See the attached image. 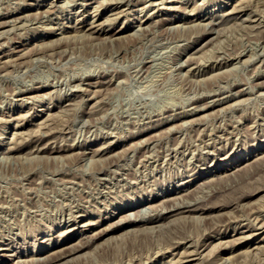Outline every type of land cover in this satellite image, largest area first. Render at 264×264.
I'll return each instance as SVG.
<instances>
[{
	"label": "rangeland",
	"instance_id": "rangeland-1",
	"mask_svg": "<svg viewBox=\"0 0 264 264\" xmlns=\"http://www.w3.org/2000/svg\"><path fill=\"white\" fill-rule=\"evenodd\" d=\"M58 1L0 0V264H263L264 0Z\"/></svg>",
	"mask_w": 264,
	"mask_h": 264
},
{
	"label": "bare ground",
	"instance_id": "bare-ground-1",
	"mask_svg": "<svg viewBox=\"0 0 264 264\" xmlns=\"http://www.w3.org/2000/svg\"><path fill=\"white\" fill-rule=\"evenodd\" d=\"M16 1V0H15ZM58 1V0H57ZM60 1V0H59ZM58 1V2H59ZM105 1V0H104ZM107 1V0H106ZM110 1V0H109ZM115 1V0H114ZM113 0H112V2H114ZM98 2V1H97ZM68 3V2H67ZM67 3H65V4H67ZM159 4V3H158ZM127 5V4H126ZM48 6H50V5H48ZM22 7V6H21ZM174 7V6H173ZM241 7V6H240ZM50 8V7H49ZM239 8V7H238ZM122 9V8H121ZM49 10V9H48ZM59 10V9H58ZM8 11V10H7ZM11 11V10H10ZM38 11V10H37ZM85 11V10H84ZM45 12V11H44ZM2 13V12H1ZM43 13V12H42ZM74 13V12H73ZM123 13V12H122ZM32 14V13H31ZM36 14V13H35ZM94 14V13H93ZM217 15V14H216ZM4 16V15H3ZM32 16V15H31ZM36 16V15H35ZM36 18V17H35ZM92 20V19H91ZM11 21V20H10ZM14 21V20H13ZM36 22V21H35ZM155 22V21H154ZM5 23V22H4ZM33 23V22H32ZM35 24V23H34ZM203 24V23H202ZM206 24V23H205ZM191 25V24H190ZM200 25V24H199ZM70 26V25H69ZM151 26V25H150ZM178 26V25H177ZM89 27V30H93V31H101L102 32V34H104V35H106V36H109V38H110V40L109 41H113V40H116V42L120 39V38H122L123 36V34H124V30L122 29V30H119V31H116V32H108V31H104V30H101L99 27H100V25H94V24H92V25H87V27H86V25H85V28H88ZM180 27V26H179ZM10 28V27H9ZM128 28V27H127ZM103 29V28H102ZM163 29H165V28H163ZM180 29V28H179ZM10 30V29H9ZM60 30V29H59ZM87 30V29H86ZM135 31V30H134ZM171 31V30H170ZM214 31V30H213ZM145 32V31H144ZM148 32V31H147ZM136 33V32H135ZM140 33V32H139ZM153 33V32H152ZM63 34V33H62ZM137 34V33H136ZM145 34V33H144ZM156 34V33H155ZM128 35V34H127ZM153 35V34H152ZM85 36V35H84ZM87 36V35H86ZM122 36V37H121ZM158 36V35H157ZM74 37V36H73ZM76 37V36H75ZM95 37H97V36H95ZM150 37V36H149ZM152 37V36H151ZM181 37V36H180ZM61 38V37H60ZM70 38V37H69ZM164 38V37H163ZM169 38V37H168ZM3 39V38H2ZM27 39V38H26ZM80 39V38H79ZM88 39V38H87ZM105 39V38H104ZM108 39V38H107ZM113 39V40H112ZM162 39V38H161ZM185 39V38H184ZM257 39V38H256ZM262 39V38H261ZM70 40V39H69ZM73 40V39H72ZM121 40V39H120ZM119 40V41H120ZM105 41V40H104ZM124 41V40H123ZM168 41V40H167ZM42 42V41H41ZM53 42V41H52ZM151 42V41H150ZM156 42V41H155ZM2 43V42H1ZM56 43V42H55ZM96 43V42H95ZM160 43V42H159ZM158 43V44H159ZM259 43V42H258ZM47 44V43H46ZM53 44V43H52ZM34 45V44H33ZM81 45V44H80ZM80 45H78V46H80ZM101 45V44H100ZM262 45V44H261ZM39 46V45H38ZM50 46H51V44H50ZM164 46V45H163ZM16 48V47H15ZM40 48V47H39ZM39 48H37V49H39ZM163 48V47H162ZM167 48V47H166ZM109 49V48H108ZM14 51V50H13ZM48 51V50H47ZM69 52V51H68ZM97 52V51H96ZM49 53V52H48ZM86 53V52H85ZM109 53V52H108ZM19 54V53H18ZM94 54V53H93ZM72 55V54H71ZM104 56V55H103ZM4 57H7V56H4ZM3 57V58H4ZM20 58H23L24 57V55L22 56H19ZM18 57V58H19ZM9 59H10V56L8 57ZM13 58V57H12ZM16 58V57H15ZM26 58V57H25ZM94 58V57H93ZM32 59V58H31ZM12 60V59H11ZM21 60V59H20ZM23 60V59H22ZM33 60V59H32ZM66 60V59H65ZM237 60V59H236ZM14 61H16V60H12V61H8L7 59H6V61H3V59H0V66L1 67H3V66H8V65H12L13 63H15ZM64 61V60H63ZM241 61V60H240ZM17 62H19V65H20V63H21V65L22 64H24V63H22V61H17ZM13 66V65H12ZM18 67V66H17ZM24 67V66H23ZM22 67V68H23ZM100 68H102L101 66H100ZM3 69H6V68H3ZM19 69V68H18ZM148 69V68H147ZM262 69V68H261ZM2 70V69H1ZM17 70V69H16ZM140 70V69H139ZM18 71H20V70H18ZM23 71V70H22ZM103 71V70H102ZM226 71V70H225ZM214 72V71H213ZM258 72V71H257ZM146 73V72H145ZM217 73V72H216ZM215 73V74H216ZM141 74V73H140ZM1 75V74H0ZM94 75V74H93ZM212 75H214V74H212ZM146 76V75H145ZM149 76V75H148ZM209 77V76H208ZM207 77V78H208ZM74 78V77H73ZM89 78V77H88ZM122 78V77H121ZM145 78V77H144ZM206 78V77H205ZM204 78V79H205ZM142 80H143V78H142ZM84 81V80H83ZM217 81V80H216ZM60 82V81H59ZM105 83V82H104ZM76 85V84H75ZM94 85V84H93ZM40 86V85H39ZM107 86H109V85H107ZM75 87V86H74ZM103 88V87H102ZM118 88V87H117ZM74 89V88H73ZM230 89V88H229ZM61 90V89H60ZM89 90V89H88ZM99 90V89H98ZM216 90V89H215ZM59 92V91H58ZM217 92V91H216ZM260 93V92H259ZM229 94V93H228ZM234 94V93H233ZM102 95V94H101ZM210 95V94H209ZM43 96V95H42ZM91 96V95H90ZM11 97V96H10ZM44 97V96H43ZM93 97V96H92ZM206 99V98H205ZM247 101V100H246ZM228 102V101H227ZM240 102V101H239ZM242 102V101H241ZM245 102V101H244ZM243 103V102H242ZM190 104V103H189ZM187 105V104H186ZM171 107V106H170ZM203 107V106H202ZM209 108V107H208ZM223 108V107H222ZM180 109V108H179ZM198 109V108H197ZM207 109V108H206ZM89 111V110H88ZM202 111V110H201ZM221 111V110H220ZM99 113V112H98ZM143 113V112H142ZM212 113L213 112H211V115H212ZM100 114V113H99ZM103 114V113H102ZM214 114V113H213ZM18 115V114H17ZM80 115V114H79ZM160 115V114H159ZM205 115V114H204ZM25 116V115H24ZM146 116V115H145ZM84 117V116H83ZM144 117V116H143ZM204 117V116H203ZM202 118V117H201ZM94 119V118H93ZM96 119V118H95ZM197 119V118H196ZM199 119V118H198ZM214 119V118H213ZM191 120V119H190ZM92 121V120H91ZM95 121V120H94ZM155 122V121H154ZM93 123V122H92ZM158 123V122H157ZM186 123H187V121H186ZM174 125V124H173ZM177 125H178V123H177ZM157 126V125H156ZM35 127H37V126H35ZM28 128V127H27ZM174 128H176V127H174ZM217 129V128H216ZM166 130V129H165ZM164 131V130H163ZM231 131V130H230ZM40 132V131H39ZM157 132V131H156ZM166 132H167V130H166ZM235 132V131H234ZM182 133V132H181ZM156 135V134H155ZM163 135V134H162ZM117 136V135H116ZM220 137H221V135H220ZM27 138V137H26ZM181 138V137H180ZM236 138V137H235ZM191 139H192V137H191ZM202 139V138H201ZM18 140V139H17ZM188 140V139H187ZM3 141V140H2ZM148 141V140H147ZM194 141V140H193ZM229 141V140H228ZM17 142V141H16ZM136 142H138V141H136ZM142 142H143V140H142ZM174 142V141H173ZM71 144V143H70ZM131 144H133V143H131ZM10 145V144H9ZM163 145V144H162ZM164 146H165V144H164ZM224 146V145H223ZM163 147V146H162ZM145 148V147H144ZM158 148H159V146H158ZM173 148V147H172ZM92 149V148H91ZM122 149V148H121ZM203 149V148H202ZM104 150V149H103ZM124 150H126V149H124ZM133 150V149H132ZM261 150V149H260ZM259 150V151H260ZM81 151V150H80ZM148 151H150V150H148ZM181 151V150H180ZM211 151V150H210ZM79 152V151H78ZM167 152V151H166ZM149 153V152H148ZM213 153V152H212ZM20 154V153H19ZM34 154V153H33ZM106 154V153H105ZM113 154V153H112ZM119 154V153H118ZM151 154V153H150ZM17 155V154H16ZM35 155H37V154H35ZM34 155V156H35ZM75 155V154H74ZM80 155V154H79ZM85 155V154H84ZM98 155H99V153H98ZM108 155V154H107ZM106 155V156H107ZM136 155V154H135ZM45 156H47V155H45ZM51 156V155H50ZM105 156V155H104ZM104 156H102V157H104ZM110 156V155H109ZM144 156V155H143ZM31 157V156H30ZM42 157V156H41ZM53 157H54V155H53ZM101 157V158H102ZM115 157V156H114ZM139 157V156H138ZM100 158V159H101ZM129 158V157H128ZM172 158V157H171ZM189 158V157H188ZM250 158V157H249ZM14 159V158H13ZM45 159H46V157H45ZM64 159V158H63ZM83 159V158H82ZM120 159V158H119ZM123 159V158H122ZM148 159V158H147ZM78 160V159H77ZM90 160H91V158H90ZM98 160V159H97ZM115 160V159H114ZM81 161V160H80ZM88 161V160H87ZM105 161V160H104ZM247 161V160H246ZM90 162V161H89ZM110 163L112 164V162L110 161ZM101 164V163H100ZM146 164V163H145ZM167 164V163H166ZM237 164V163H236ZM261 164V163H260ZM108 165V164H107ZM264 165V164H263ZM122 166V165H121ZM204 166V165H203ZM230 166L232 167V163L230 164ZM239 166V165H238ZM120 167V166H119ZM234 167V166H233ZM214 168H218V166H215V167H213L212 169H209L207 172L208 173H210V174H212V170L214 169ZM250 168V167H249ZM104 170V169H103ZM115 170V169H114ZM135 170V169H134ZM219 169H217L216 171H218ZM222 170L223 171H227V170H225L224 168H222ZM221 170V171H222ZM244 170V169H243ZM257 170V169H256ZM153 171V170H152ZM131 173V172H130ZM244 174V173H243ZM232 175V174H231ZM205 176V175H204ZM104 179V178H103ZM137 179V178H136ZM40 180V179H39ZM72 180V179H71ZM134 180V179H133ZM73 181V180H72ZM123 182H124V180H123ZM138 182V181H137ZM228 182V181H227ZM81 183V182H80ZM214 185V184H213ZM83 186V185H82ZM74 188V187H73ZM86 188V187H85ZM85 188H83V189H85ZM212 188V187H211ZM217 188V187H216ZM28 189V188H27ZM49 189V188H48ZM57 190V189H56ZM60 190V189H59ZM203 190H205L204 188H203ZM208 190V189H207ZM50 191V190H49ZM95 191V190H94ZM129 191V190H128ZM201 191V190H200ZM206 191V190H205ZM182 192V191H181ZM180 192V193H181ZM192 192V191H191ZM196 192V191H195ZM264 192V191H263ZM98 193V192H97ZM209 193H211V191L209 192ZM192 194V193H191ZM190 194V195H191ZM194 194V193H193ZM169 195V194H168ZM179 193H176V194H170V196H168V197H166L164 200H162L161 202H159V204H158V206H149V208H152V211H158V210H162V209H168V208H171V207H173V204L174 203H176V201H178V199L179 200H181V199H184L185 197H183V195H179ZM185 195V194H184ZM196 195H199V194H196ZM18 196V195H17ZM16 196V197H17ZM91 197V196H90ZM98 197V196H97ZM160 197V196H159ZM165 197V196H164ZM183 197V198H182ZM193 197H195V195L193 196L192 195V197L191 198H193ZM200 198V197H199ZM196 199V198H195ZM87 200V199H86ZM208 201H209V199H207ZM64 201V200H63ZM182 201V200H181ZM187 201H189L190 202V200H187ZM195 201V200H194ZM70 203V202H69ZM178 203V202H177ZM246 203V202H245ZM259 203V202H258ZM80 204V203H79ZM242 204V203H241ZM249 204V203H248ZM102 205V204H101ZM262 205V204H261ZM195 206V205H194ZM193 206V207H194ZM245 206V205H244ZM253 206V205H252ZM16 207V206H15ZM220 207V206H219ZM146 208V207H145ZM144 208V209H145ZM247 208V207H246ZM263 208V207H262ZM144 209H143V211H144ZM140 210V209H139ZM160 210V211H161ZM180 210H185L186 212H197V213H203V212H205V208L204 207H202V206H196V208L194 207V209H190L189 208V206H186V207H183V209H180ZM179 210V211H180ZM246 210V209H245ZM249 210H251L250 208H249ZM18 211V210H17ZM37 211V210H36ZM149 211V210H148ZM247 211V210H246ZM134 212V211H133ZM245 212V211H244ZM216 213V212H215ZM221 213V212H220ZM148 214H149V212H148ZM218 214V213H217ZM141 216V215H140ZM188 216V215H187ZM208 216V215H207ZM225 216V215H224ZM128 217V216H127ZM233 217V216H232ZM40 218V217H39ZM61 218V217H60ZM59 218V219H60ZM250 218V217H249ZM139 219H141V218H139ZM211 219V218H210ZM209 219V220H210ZM235 219V218H234ZM197 220V219H196ZM226 220V219H225ZM254 221H255V219H254ZM253 221V222H254ZM197 222V221H196ZM137 223V222H136ZM200 223V222H199ZM204 223V222H203ZM65 224V223H64ZM88 226H89V224H88ZM257 226L258 227H260V228H262V227H264V219H262V220H259V222H257ZM256 226V227H257ZM210 228V227H209ZM107 229H109L108 227L107 228H103V229H100V227H98L97 229H95L96 230V233L94 234V235H100V234H102L103 232H105V231H107ZM112 229V228H111ZM215 229V228H214ZM227 230V229H226ZM206 231V230H205ZM108 232V231H107ZM247 234V233H246ZM113 235V234H112ZM204 236V235H203ZM109 238V237H108ZM106 240V239H105ZM144 240V239H143ZM172 240V239H171ZM236 241H237V239H236ZM96 242V241H95ZM97 244H98V242H97ZM158 244V243H157ZM163 244V243H162ZM213 244V243H212ZM111 245V244H110ZM155 245V244H154ZM95 246V245H94ZM105 246V245H104ZM216 246V245H215ZM228 246V245H227ZM148 247V246H147ZM158 247H159V245H158ZM156 248V247H155ZM163 248V247H162ZM187 248V247H186ZM239 249V248H238ZM72 250L73 249H68V248H61L60 247V249H56L53 253H51V254H49V256H48V258L45 260L46 262H49V263H53V262H58V261H62V259H65L68 255H70V254H72L73 252H72ZM74 250H76V248L74 249ZM149 250V249H148ZM156 250V249H155ZM167 250V249H166ZM259 250V249H258ZM25 251V250H24ZM108 251V250H107ZM106 251V252H107ZM206 251V250H205ZM81 252V251H80ZM99 252V251H98ZM155 252V251H154ZM84 253V252H83ZM201 254V253H200ZM79 255V254H78ZM134 256V255H133ZM233 256V255H232ZM35 257V256H34ZM135 257V256H134ZM262 257V256H261ZM31 258H33V257H31ZM80 258V257H79ZM106 258V257H105ZM181 259V258H180ZM189 259V258H188ZM224 259V258H223ZM20 260V259H19ZM182 260V259H181ZM45 261L44 262H37V263H35V262H33L32 264H45ZM221 261V260H220ZM29 262V261H28ZM31 262V261H30ZM15 263V262H14ZM63 263H64V261H63ZM126 263V262H125ZM183 262H181V261H176L174 264H182ZM57 264V263H56ZM195 264V263H194ZM217 264V263H216ZM227 264V263H226ZM264 264V263H263Z\"/></svg>",
	"mask_w": 264,
	"mask_h": 264
}]
</instances>
